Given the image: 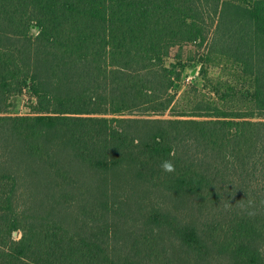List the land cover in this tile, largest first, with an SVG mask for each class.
Returning a JSON list of instances; mask_svg holds the SVG:
<instances>
[{
	"label": "trees",
	"instance_id": "16d2710c",
	"mask_svg": "<svg viewBox=\"0 0 264 264\" xmlns=\"http://www.w3.org/2000/svg\"><path fill=\"white\" fill-rule=\"evenodd\" d=\"M235 1L0 0V264H264V0ZM211 38L246 84L165 117Z\"/></svg>",
	"mask_w": 264,
	"mask_h": 264
},
{
	"label": "rangeland",
	"instance_id": "374dc122",
	"mask_svg": "<svg viewBox=\"0 0 264 264\" xmlns=\"http://www.w3.org/2000/svg\"><path fill=\"white\" fill-rule=\"evenodd\" d=\"M235 2H242V0H236ZM251 4V1H248ZM247 3V4H248ZM213 18H209V23H212ZM215 25L213 28L215 29ZM36 30L34 29V32ZM213 32V30H212ZM209 42L203 44L202 46L197 45H188L184 48V56L188 58L191 55L196 56L199 58L202 54H209L210 60L205 65H202L200 62L191 63V65L187 68L183 75V80L180 82V86L177 88L178 93H176V100L173 104L172 108L165 114V117L171 118L176 117L178 114L182 112H194V108L198 104H202L206 100H211L215 97L214 93L219 91H226L230 92V87L233 86L235 88H242L245 82V75L244 73L237 69L236 61L234 58L229 56H221L219 50L215 49L214 43L211 39H208ZM213 45L212 51L208 50L210 46ZM175 50L172 52V56L175 54ZM173 61V59H172ZM195 71V74L192 72ZM175 92V91H174ZM204 100V101H203ZM30 99L27 93L22 95L12 96L9 99L10 107L8 109L9 112L12 114L18 115H25L30 113ZM1 146V143H0ZM144 188L133 190L130 187L122 188L119 190L121 193V201H118V206H123L124 208H130L132 210L141 207L144 211L152 210L153 207L158 205H167L168 207L172 204L170 201H165V198L158 196V193H150L147 192L144 194ZM25 188L23 186L20 189V200L17 202L19 204V212L22 208L32 207L33 205H38L32 200L28 199L26 196V192L24 191ZM80 202L76 203L78 205ZM138 204H141L138 206ZM138 206V207H137ZM191 205L186 206L184 210L185 216L188 214L192 215L191 211L189 210ZM170 208V207H169ZM171 211L173 213L177 212L176 204L171 206ZM144 228L146 230V225H138V222L133 220L128 221V223L121 227L122 231H139V228ZM15 237H20L21 233L17 232ZM178 245V244H177ZM179 246V245H178ZM175 246L173 247L169 240H166L164 243L165 252L160 250L162 253L161 260L159 264H188L189 259L191 258L190 255L183 252L182 248ZM263 250H264V241L262 243ZM192 260V258H191ZM230 262V260H229ZM224 258H213L211 264H230ZM158 263V262H157ZM152 264H156L152 262Z\"/></svg>",
	"mask_w": 264,
	"mask_h": 264
},
{
	"label": "clouds",
	"instance_id": "9594fccd",
	"mask_svg": "<svg viewBox=\"0 0 264 264\" xmlns=\"http://www.w3.org/2000/svg\"><path fill=\"white\" fill-rule=\"evenodd\" d=\"M167 168L171 169V165H166Z\"/></svg>",
	"mask_w": 264,
	"mask_h": 264
},
{
	"label": "water",
	"instance_id": "95a60500",
	"mask_svg": "<svg viewBox=\"0 0 264 264\" xmlns=\"http://www.w3.org/2000/svg\"><path fill=\"white\" fill-rule=\"evenodd\" d=\"M192 74H195V71H194V72H192ZM14 234L16 235V234H17V232H14Z\"/></svg>",
	"mask_w": 264,
	"mask_h": 264
}]
</instances>
